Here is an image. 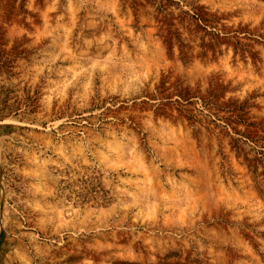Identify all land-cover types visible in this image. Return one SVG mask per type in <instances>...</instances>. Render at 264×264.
Wrapping results in <instances>:
<instances>
[{"label":"rangeland","instance_id":"374dc122","mask_svg":"<svg viewBox=\"0 0 264 264\" xmlns=\"http://www.w3.org/2000/svg\"><path fill=\"white\" fill-rule=\"evenodd\" d=\"M0 264H264V0H0Z\"/></svg>","mask_w":264,"mask_h":264}]
</instances>
